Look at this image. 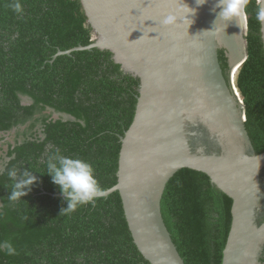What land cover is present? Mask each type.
<instances>
[{"label": "trees", "instance_id": "trees-1", "mask_svg": "<svg viewBox=\"0 0 264 264\" xmlns=\"http://www.w3.org/2000/svg\"><path fill=\"white\" fill-rule=\"evenodd\" d=\"M0 0V264H151L136 246L118 191L94 204L61 214L67 201L47 174L45 161L57 148L90 162L106 190L117 183L120 135L130 127L140 79L126 74L110 50H66L93 42L81 0H20L18 15ZM247 9V59L236 85L243 97L246 129L264 152V41ZM228 79L227 50H218ZM25 97L31 102L23 104ZM67 113L74 119L56 117ZM20 166L39 177L32 191L12 204L7 170ZM233 199L208 174L182 168L170 179L162 212L186 264H222L232 224ZM264 215L259 216V222ZM264 263V253L261 257Z\"/></svg>", "mask_w": 264, "mask_h": 264}, {"label": "water", "instance_id": "water-1", "mask_svg": "<svg viewBox=\"0 0 264 264\" xmlns=\"http://www.w3.org/2000/svg\"><path fill=\"white\" fill-rule=\"evenodd\" d=\"M93 27V42L61 50H110L126 74L140 79L134 119L124 135L117 183L107 195L120 193L133 240L151 264H186L162 212L170 179L182 168L208 174L233 199L232 224L222 264H264L261 172L264 152L257 153L246 129L244 104L233 81L247 59L248 15L244 26L218 20L217 0L197 7L192 23H161L163 15L180 12V0H81ZM264 41V40H263ZM225 48L228 79L218 50ZM237 75V74H236ZM236 78V77H235ZM200 115L220 150L197 149L187 121ZM56 117L74 119L67 113Z\"/></svg>", "mask_w": 264, "mask_h": 264}, {"label": "clouds", "instance_id": "clouds-1", "mask_svg": "<svg viewBox=\"0 0 264 264\" xmlns=\"http://www.w3.org/2000/svg\"><path fill=\"white\" fill-rule=\"evenodd\" d=\"M207 2L208 0H196V5L197 7L202 6ZM180 3L182 15L178 16L176 13L163 15L161 20L163 25L170 26L177 22H184L185 20L189 22V25L193 22L192 16L196 13L197 7L182 3L181 0ZM248 5L249 0H217L213 11L216 8L220 9L217 14L218 20L228 21L237 18L238 22H240L247 18ZM8 7L18 15L23 14L24 9L20 0H12ZM255 20L261 26L260 39L264 40V0H256ZM234 80L239 100L244 104L243 97L236 85V78ZM45 166V172L51 176L52 182L59 186L63 199L67 201V207L62 209L61 214H71L78 207L94 204L97 199L106 197L107 195V191L101 186L95 174L93 165L85 159L64 155L57 148L47 157ZM0 172H3V170L0 169ZM6 175L10 183V186H6L11 190L7 199L12 204L27 196L39 179V177L33 174V171L26 168L21 170L20 166L9 168ZM0 252L8 256L18 255L16 247L9 240L0 242Z\"/></svg>", "mask_w": 264, "mask_h": 264}, {"label": "flooded vegetation", "instance_id": "flooded-vegetation-1", "mask_svg": "<svg viewBox=\"0 0 264 264\" xmlns=\"http://www.w3.org/2000/svg\"><path fill=\"white\" fill-rule=\"evenodd\" d=\"M229 70V69H228ZM31 102L29 97H25L23 100V104H29ZM187 129L189 131H193L196 134L192 135L190 134V141L194 145L195 149H197L201 145H207L208 143V150L213 151V150H220V146L211 138V134L207 126L202 122V118L200 115H196L194 118V121H187ZM2 165L0 162V169ZM261 183H262V193H261V208L258 211V216H263L264 215V170L261 172Z\"/></svg>", "mask_w": 264, "mask_h": 264}, {"label": "bare ground", "instance_id": "bare-ground-1", "mask_svg": "<svg viewBox=\"0 0 264 264\" xmlns=\"http://www.w3.org/2000/svg\"><path fill=\"white\" fill-rule=\"evenodd\" d=\"M231 20H232L231 22H232V25H233L234 28L240 29L241 27L244 26V21H245L244 19L241 20L240 22H238V19L237 18H233ZM238 71H239L238 69L235 71V73H234V79H235L236 74H237Z\"/></svg>", "mask_w": 264, "mask_h": 264}]
</instances>
